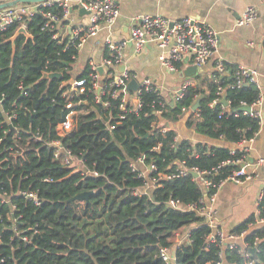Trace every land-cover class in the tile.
Returning a JSON list of instances; mask_svg holds the SVG:
<instances>
[{
	"label": "trees",
	"instance_id": "1",
	"mask_svg": "<svg viewBox=\"0 0 264 264\" xmlns=\"http://www.w3.org/2000/svg\"><path fill=\"white\" fill-rule=\"evenodd\" d=\"M43 11L62 15L57 5ZM43 21L36 13L25 22L32 38L19 35L14 52L7 39L20 25L0 31V264H163L159 249L170 247L176 232L198 221L194 214L165 203L172 199L186 206L197 202L201 191L186 174L161 179L148 194L135 195L134 190L147 181L131 165L140 158L145 166L154 165L151 178L172 174L183 163L185 169H217L210 176L215 183L225 179L238 169L233 161L245 151L206 142L236 145L255 138L260 119L231 111L241 103L251 106L259 90L252 84L236 87L234 69L228 76L215 71L196 74L192 78L197 85L188 88L180 102L143 91L135 113L130 105L120 109L119 96L108 94L95 103L94 93L88 92L86 65L77 78L85 81L87 92L73 95V127L60 137L56 129L68 112L63 96L67 86L62 84L73 79L78 49L42 30ZM43 73L61 77L43 78ZM218 87L224 89L226 109L220 103L210 105ZM160 101L164 109L156 115ZM197 101L200 116L187 119L186 126L206 142L176 139L172 125L184 116L182 108L190 109ZM6 115L15 117L9 123ZM106 122L114 129L108 130ZM163 127L168 129L162 132ZM54 141L71 151L81 164L79 170L54 156L55 147L49 145ZM20 192H35L39 204ZM82 192L90 193L87 200L70 201ZM5 197L8 202L2 203ZM251 221L248 218L232 232H240ZM14 230L27 236L29 243L24 245ZM204 233V228L190 230L175 253L176 264L219 262V249L206 244ZM254 238L258 239L254 264H264V226L254 227L246 242ZM221 261L245 264L243 257L230 251L223 252Z\"/></svg>",
	"mask_w": 264,
	"mask_h": 264
},
{
	"label": "built area",
	"instance_id": "2",
	"mask_svg": "<svg viewBox=\"0 0 264 264\" xmlns=\"http://www.w3.org/2000/svg\"><path fill=\"white\" fill-rule=\"evenodd\" d=\"M57 5L62 10V15L52 12H44L43 8H49ZM79 9L87 12V20L84 24L71 25L69 15L72 9ZM41 13L44 18L41 26L42 30L51 31L52 37L60 42H66V47L74 44L79 49L88 38L96 36L100 29L110 30L120 16V9L115 0H52L37 4H19L14 7L0 10V31L6 30L13 23H18L20 26H26L25 22L34 14ZM257 18V11L253 6H247L240 18L236 22L237 26H245L252 24ZM129 42L132 45L133 53L139 54L147 46H154L157 50V61L167 74L178 73L185 69L187 63L190 62L198 69L213 61V71L218 74H224L227 71L225 63L217 57L219 48V34L211 28L205 21L192 18L182 17L180 19L171 20L159 15H141L131 19L129 27L128 40H113L110 36L105 39L106 55L101 64H96L92 61L87 63L89 74L88 92L94 93V102L101 103L102 97L110 94L111 97L119 96L121 100L120 109L130 105L135 109L140 107L141 103L139 95L141 92H153L167 100L171 99L172 103L180 102L185 96L188 88L195 87L197 81L192 77L182 78L178 87L167 89L162 85L154 82L148 77H143L136 80L135 74L123 68L116 72V67H119L124 62V48ZM101 71H100V70ZM233 76L235 78L234 85L240 87L245 84H252L258 90V72L245 66H238L234 69ZM131 80L137 81L136 90H128L127 85ZM67 86L63 96L67 99L65 108L68 110L63 122L57 126L58 135L64 136L73 127V103L71 99L74 94H86L85 81L77 77L62 84V87ZM20 89H22L20 87ZM22 89V93L24 94ZM224 97V89L218 87L216 98L212 100L211 106L220 103L222 109H226L227 105H223L221 100ZM261 95L251 105L250 111L235 112L248 115L255 119L261 120ZM195 104V103H194ZM193 104V106H194ZM160 110L155 111L156 115H161L165 103L159 102ZM182 108L184 115H189L194 119L200 116L198 109L192 110V107ZM241 106H247L241 103ZM240 106V107H241ZM10 121L15 115H6ZM108 130L114 129V124L106 122ZM168 127H163L161 130L165 132ZM254 138L243 140L236 145H230V148L243 149L245 154L238 160L233 161L238 169L233 171L228 177L215 183L210 176L215 175L217 169L211 171H201L198 168L185 169L183 163L172 174H157L156 178H151L153 173H156L154 165L145 166L140 158L137 162L131 165L133 170L139 171V176L146 179V183L141 188L134 190V194L141 196L148 194L149 191L156 188L159 180H172L180 176L190 175L198 184L201 194L197 202L182 206L178 201L168 200L165 204L168 208L180 210L186 213L194 214L198 221L189 229L183 232H176L174 235L173 244L170 247L160 248L158 257L163 264H176L175 253L180 249L181 245L189 238L190 230L204 228V239L207 245H214L219 249L217 253L219 262L207 264H222L223 252L230 251L239 254L245 259V264H254L257 261L256 253L258 247V239L254 238L251 243L246 242L247 236L251 230L258 226H264V187L259 191L255 199V212L250 218L252 221L248 223L240 232L225 231L218 217L216 208V198L218 192L226 183L239 185L247 181L253 180L257 176V167L264 165V157H258L254 161L248 159V148L244 145L252 143ZM55 147V157H63L65 165H72L73 161L79 162L70 150L63 148L59 141H54L49 144ZM231 152H234L231 150ZM223 163L222 165H225ZM142 166V167H141ZM191 173L197 176L193 177ZM28 200L33 201L38 205V200L35 192H20ZM7 197V196H6ZM2 198V203H7V198ZM13 208L10 213L14 221ZM15 231V230H14ZM34 232L36 230L34 229ZM15 236H20V233L15 231ZM21 242L24 245L29 243L27 236H20ZM254 250V255L251 250ZM11 259V258H10ZM3 263V260H0Z\"/></svg>",
	"mask_w": 264,
	"mask_h": 264
},
{
	"label": "crops",
	"instance_id": "3",
	"mask_svg": "<svg viewBox=\"0 0 264 264\" xmlns=\"http://www.w3.org/2000/svg\"><path fill=\"white\" fill-rule=\"evenodd\" d=\"M12 0H0V3ZM74 2L75 0H69ZM120 9V16L110 30L100 29L94 37H90L78 49V55L73 65V79L89 61L101 64L106 55L105 39L110 36L113 40H128L131 19L141 15H159L171 20L182 17H192L205 21L219 34L217 57L226 65L225 76L230 69L245 66L258 72V83L261 95V120L254 141L243 144L248 148V159L256 160L264 157V0H115ZM247 6H253L257 11L256 20L249 25L237 26L236 22ZM87 14H80L79 9L73 8L69 15L72 25L84 24ZM187 66L192 65L186 62ZM122 68L132 72L136 80L148 77L167 89L178 87L181 78L178 73L167 74L157 61V50L147 46L139 54L133 53L132 45L127 42L124 48ZM116 67V72L122 70ZM185 67V68H186ZM213 72V61L199 68L197 77L210 75ZM195 77V76H194ZM134 80L136 83L137 81ZM194 80H196L194 78ZM133 91V90H132ZM192 120L184 115L171 128L176 132V139H187L193 143L206 142L202 136L195 133L192 127L186 126V120ZM206 143L215 146H230L222 140ZM79 168L80 162L73 161ZM142 167V166H141ZM264 187V165L257 167V176L243 184L226 183L218 192L216 208L218 217L225 231H233L255 212V199Z\"/></svg>",
	"mask_w": 264,
	"mask_h": 264
},
{
	"label": "water",
	"instance_id": "4",
	"mask_svg": "<svg viewBox=\"0 0 264 264\" xmlns=\"http://www.w3.org/2000/svg\"><path fill=\"white\" fill-rule=\"evenodd\" d=\"M47 1H52V0H12V1L0 3V10L10 8V7H14V6L19 5V4H37V3H44ZM80 14H88V13L83 11V10H80ZM19 35H23L25 37V39H28V38L31 39L32 38V36L27 32V30L24 26H19L15 30V32L7 39V42H9L11 44L12 52H14V50H15V40ZM38 68H40V67H38ZM121 68H122V66H121ZM198 71H199V69L196 66L190 65V66H187L182 71H179L178 77L181 79L193 77L194 75H196L198 73ZM60 77H61V75L59 73H43V78L51 79V78H60ZM127 89L128 90H136L137 89V83L134 80H131L129 82V84L127 85ZM221 102L223 105H227L226 100H225V96L222 98ZM198 106H199V103L197 101V102H195L194 106L192 107V110L194 111V110L198 109ZM243 111L249 112L250 107L249 106H241V107H238V108L232 110L231 112L235 113V112H243ZM191 175L193 177L197 176L195 173H191ZM89 194H90L89 192L78 193L77 195L72 197L70 199V201L87 200ZM251 253L253 254V256H255L253 249L251 250Z\"/></svg>",
	"mask_w": 264,
	"mask_h": 264
},
{
	"label": "rangeland",
	"instance_id": "5",
	"mask_svg": "<svg viewBox=\"0 0 264 264\" xmlns=\"http://www.w3.org/2000/svg\"><path fill=\"white\" fill-rule=\"evenodd\" d=\"M72 167H73L74 169H77V168H79L78 166H76V164H75V163H73V164H72Z\"/></svg>",
	"mask_w": 264,
	"mask_h": 264
}]
</instances>
